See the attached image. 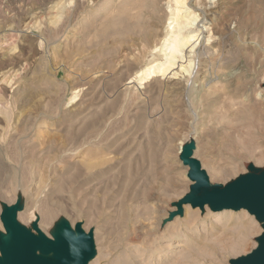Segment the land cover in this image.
I'll return each mask as SVG.
<instances>
[{"label":"rangeland","instance_id":"1","mask_svg":"<svg viewBox=\"0 0 264 264\" xmlns=\"http://www.w3.org/2000/svg\"><path fill=\"white\" fill-rule=\"evenodd\" d=\"M191 141L212 184L264 167V0H0V233L17 204L48 238L93 231L89 264H230L257 248L255 216L170 219Z\"/></svg>","mask_w":264,"mask_h":264},{"label":"water","instance_id":"2","mask_svg":"<svg viewBox=\"0 0 264 264\" xmlns=\"http://www.w3.org/2000/svg\"><path fill=\"white\" fill-rule=\"evenodd\" d=\"M193 141L181 149L180 159L189 167L190 192L176 204L170 219L183 215L184 206L213 211L245 210L261 223L263 233L258 246L249 254L231 260L230 264H264V167L247 165L248 172L225 185L212 184L201 162L194 156ZM19 205L5 206L1 215L5 234L0 233V264H89L96 255L93 231L87 233L81 223L75 229L63 221L48 238L33 224L26 228L17 219Z\"/></svg>","mask_w":264,"mask_h":264},{"label":"bare ground","instance_id":"3","mask_svg":"<svg viewBox=\"0 0 264 264\" xmlns=\"http://www.w3.org/2000/svg\"><path fill=\"white\" fill-rule=\"evenodd\" d=\"M178 2V1H177ZM178 4V3H177ZM179 9H176V13L178 14V16H179ZM180 12H182V11H180ZM184 15V14H183ZM197 18V17H196ZM56 19V18H55ZM175 21H177V18H176V20ZM191 22H192V20H191ZM193 23H194V20H193ZM192 23V24H193ZM173 24V23H172ZM198 28V27H197ZM192 29V28H191ZM207 29V28H206ZM169 31V30H168ZM202 31H203V28L201 27V28H199V31H198V34H191V32H192V30H191V32H187L188 34H184V33H182V31L181 30H179V33L177 34V36L174 38V40H173V42H172V44H168L167 46H168V48L166 49L167 51L169 50V53H167V56H170L169 57V61H167V63L169 64L167 67H169V66H172V64H173V61L176 59V58H179L180 56H181V58L183 57V55H182V53H183V51H185V49L186 48H192V49H194V47H195V45L197 44H199L198 43V41H199V39H201V38H203L201 35H202ZM195 33V32H194ZM170 35V34H169ZM148 36V35H147ZM201 37V38H200ZM211 38V37H210ZM154 39V38H153ZM148 40V39H147ZM197 42V43H196ZM201 42H202V40H201ZM160 45V44H159ZM156 46V45H155ZM162 47H165V45H162ZM165 50V49H164ZM145 53H147V52H145ZM166 55V54H165ZM176 61V60H175ZM161 65V64H160ZM160 65H158V66H160ZM150 67V66H149ZM148 67V68H149ZM166 67V66H165ZM151 68H152V72L150 71L147 75H149V76H151L152 74H155V73H157V72H155L154 71V69H155V67H154V63H153V65H152V67H150V70H151ZM154 68V69H153ZM171 67H169V69H170ZM158 70L159 69H161L162 70V72L163 71H165V69L163 68H157ZM167 70V69H166ZM141 71V70H140ZM143 71V70H142ZM160 72V70L158 71V73L157 74H160L159 73ZM162 74H164V72L162 73ZM183 74V73H182ZM234 74V73H233ZM140 75V74H139ZM136 76V75H135ZM157 76V75H156ZM154 77V76H153ZM153 77H151V78H153ZM158 77V76H157ZM131 79H132V77H131ZM155 82V81H154ZM142 88V87H141ZM240 212H245V210H242V211H238V212H235V211H232V210H224V211H219V214H222L223 216L225 215L228 219L230 218H233L234 216H236L237 214H239ZM222 217V216H221ZM218 219V218H217ZM181 245H179L178 243H176L175 245H174V248L175 247H180Z\"/></svg>","mask_w":264,"mask_h":264}]
</instances>
